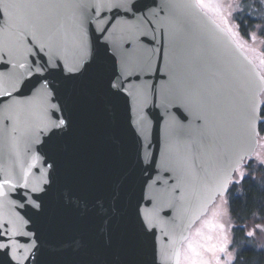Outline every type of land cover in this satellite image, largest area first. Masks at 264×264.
I'll return each instance as SVG.
<instances>
[{
    "label": "water",
    "instance_id": "95a60500",
    "mask_svg": "<svg viewBox=\"0 0 264 264\" xmlns=\"http://www.w3.org/2000/svg\"><path fill=\"white\" fill-rule=\"evenodd\" d=\"M186 3L0 0V179L17 185L0 195V264H74L70 242L99 237L65 194L111 189L109 259L175 264L198 206L229 194L212 187L257 153L264 66Z\"/></svg>",
    "mask_w": 264,
    "mask_h": 264
},
{
    "label": "snow or ice",
    "instance_id": "6c2138e0",
    "mask_svg": "<svg viewBox=\"0 0 264 264\" xmlns=\"http://www.w3.org/2000/svg\"><path fill=\"white\" fill-rule=\"evenodd\" d=\"M183 6L188 8L193 15H198L207 19L219 33L231 36L235 35L223 14L219 13L221 5L218 0H188V3ZM12 7L37 8L46 7V5L20 4L12 5ZM214 13L220 15L219 23L213 19ZM261 34L264 35V28H262ZM249 38L254 42L256 40V35L252 34ZM237 47H241V45H237ZM248 64L251 66V71L256 72L257 66L253 65L250 60L248 61ZM261 65H264V61H261ZM20 67L23 68L24 65L21 64ZM78 67L79 65H74L73 67L67 68V71L69 73H75ZM261 79H264V77H261ZM111 87L118 88V84L113 83ZM7 94L11 95L10 92ZM246 119L248 126L253 131H256V126L258 124L264 125V110L257 114L255 109H253ZM50 126L55 129H60L67 127V123L64 119H60L57 122H53ZM255 143V140H253L248 153L250 159L248 167L250 168L255 164L257 167L264 169V159L258 158L252 154L251 149H254ZM241 160H243V157ZM236 167H243V165L238 162ZM234 170L235 169H233V171ZM249 179H251L250 176ZM244 180L245 175L243 172L240 174L239 179L235 181H231L230 173L226 174L212 187V191L223 196L228 192V184L230 182L239 185ZM16 186L17 185L13 179L9 176H5L3 179H0V195H6L3 191L5 188H15ZM25 186L27 185L25 184ZM33 191H36V189H33ZM117 198L118 192L115 189L96 195L91 200L82 199L71 194H65L67 204L71 205L74 209H77L82 215L89 216L90 224L94 227L95 234L99 237L98 243H88L83 239H76L70 242L69 246L74 244L79 253L78 259L74 264H114V262L109 259L108 255L112 244L109 216L112 205ZM213 202L214 196H209L203 201L198 206L193 218L190 219L188 229L182 231L178 236L176 248L172 253V258L174 259L175 264H224V261L221 260V255L229 257L228 264H231V260L236 259V257H232L230 253H228V245L230 242L227 240L226 234L221 243L217 244L213 242L214 236L210 233L217 228H219L221 232H225L224 224L218 222L220 213L217 210H212L211 217H208V212ZM36 207H39V205L37 204ZM202 217L207 218L202 219ZM197 220L200 221V227L190 230ZM256 227L260 228L259 225ZM260 230L264 231V228H261ZM247 235L249 237L254 236L255 230L248 231ZM0 247H7V245H0Z\"/></svg>",
    "mask_w": 264,
    "mask_h": 264
},
{
    "label": "trees",
    "instance_id": "16d2710c",
    "mask_svg": "<svg viewBox=\"0 0 264 264\" xmlns=\"http://www.w3.org/2000/svg\"><path fill=\"white\" fill-rule=\"evenodd\" d=\"M237 6V10L235 9L233 13L236 31L240 39L248 45L252 44L249 37L252 34L256 35L255 41L259 45L261 59L264 61V35L261 34L264 28V0H239ZM237 40L239 42L238 38ZM262 98V110H264V94ZM263 140L264 125H261L259 147ZM249 163L250 159L236 173L233 181L238 180L242 172L245 180L239 185L232 183L227 195L229 211L234 223L232 249L235 251L236 259L233 264H264V239L263 231L260 230L264 228V169L255 164L249 168ZM257 225L260 228H257ZM253 230L255 235L249 237L247 232Z\"/></svg>",
    "mask_w": 264,
    "mask_h": 264
},
{
    "label": "rangeland",
    "instance_id": "374dc122",
    "mask_svg": "<svg viewBox=\"0 0 264 264\" xmlns=\"http://www.w3.org/2000/svg\"><path fill=\"white\" fill-rule=\"evenodd\" d=\"M220 3L221 7L219 9V13H222L224 18L227 20V23L231 26L233 33L235 35L233 36L236 40L237 38L239 39V42H237L243 47L245 52L249 54L252 58H254L256 64L259 66V68H262L263 65H261V54L259 52V45L257 44L256 41H252L251 45H248V43L244 42L242 39H240L237 31H236V26L233 21V13L235 9L237 10L238 8V3L239 0H218ZM213 17L220 22V15L218 13H214ZM258 158L264 159V140L260 144L259 149L257 150V153L255 155ZM212 210H217L220 213V216L218 218L219 223H223L225 226V232H221L219 228L215 229L212 233L214 236V243H221L223 240L224 235L226 234L227 240L230 242L228 245V253L232 257H235V251L232 249V244H233V228H234V223L232 221L230 211H229V204H228V197L220 198L218 199V202L211 207V209L208 212V217H211V212ZM207 218V217H204ZM203 219V218H202ZM200 227V222L194 227L197 228ZM192 229V230H194ZM263 239H264V231H263ZM261 237V238H262ZM221 260L224 261V264H228L229 257L226 255H221ZM234 260H231V264H233Z\"/></svg>",
    "mask_w": 264,
    "mask_h": 264
},
{
    "label": "flooded vegetation",
    "instance_id": "af4514ba",
    "mask_svg": "<svg viewBox=\"0 0 264 264\" xmlns=\"http://www.w3.org/2000/svg\"><path fill=\"white\" fill-rule=\"evenodd\" d=\"M255 62V61H254ZM256 63V62H255ZM258 66V65H257ZM264 66V65H263ZM263 66H262V68H263ZM259 67V66H258ZM261 69V68H260ZM263 72H264V70H263Z\"/></svg>",
    "mask_w": 264,
    "mask_h": 264
}]
</instances>
